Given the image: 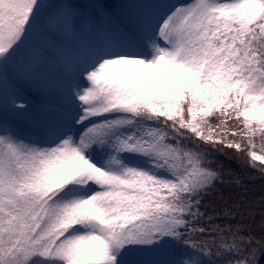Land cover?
Instances as JSON below:
<instances>
[{"label":"snow or ice","instance_id":"obj_1","mask_svg":"<svg viewBox=\"0 0 264 264\" xmlns=\"http://www.w3.org/2000/svg\"><path fill=\"white\" fill-rule=\"evenodd\" d=\"M227 150L264 179V0H0V264H259Z\"/></svg>","mask_w":264,"mask_h":264},{"label":"trees","instance_id":"obj_2","mask_svg":"<svg viewBox=\"0 0 264 264\" xmlns=\"http://www.w3.org/2000/svg\"><path fill=\"white\" fill-rule=\"evenodd\" d=\"M173 2H183V0H173ZM28 99L32 103H40L41 98L38 95L30 94ZM23 126V125H22ZM234 150H227L226 154H221L219 152L211 153L212 156L216 158L217 161L222 162L224 165L225 172L232 171L239 174L243 180L245 187L248 189L249 194L252 198H258L261 195L262 187H264V179L259 177V173L255 172L253 169L242 165L238 160L234 159L232 153ZM259 216H257V221ZM253 227L256 228L258 232V227L256 222H252ZM259 264H264V256L260 257Z\"/></svg>","mask_w":264,"mask_h":264},{"label":"rangeland","instance_id":"obj_3","mask_svg":"<svg viewBox=\"0 0 264 264\" xmlns=\"http://www.w3.org/2000/svg\"><path fill=\"white\" fill-rule=\"evenodd\" d=\"M177 3H180V2H177Z\"/></svg>","mask_w":264,"mask_h":264}]
</instances>
